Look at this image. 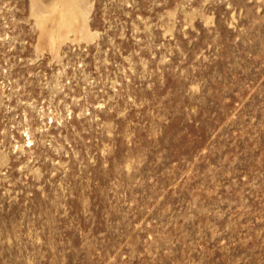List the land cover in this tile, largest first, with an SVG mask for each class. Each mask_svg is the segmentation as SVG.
Returning a JSON list of instances; mask_svg holds the SVG:
<instances>
[{
  "label": "rangeland",
  "instance_id": "1",
  "mask_svg": "<svg viewBox=\"0 0 264 264\" xmlns=\"http://www.w3.org/2000/svg\"><path fill=\"white\" fill-rule=\"evenodd\" d=\"M0 264H264V0H0Z\"/></svg>",
  "mask_w": 264,
  "mask_h": 264
},
{
  "label": "bare ground",
  "instance_id": "2",
  "mask_svg": "<svg viewBox=\"0 0 264 264\" xmlns=\"http://www.w3.org/2000/svg\"><path fill=\"white\" fill-rule=\"evenodd\" d=\"M67 8H68V7H67ZM74 15H75V14H74ZM74 15H73V16H74ZM71 16H72V15H71Z\"/></svg>",
  "mask_w": 264,
  "mask_h": 264
}]
</instances>
